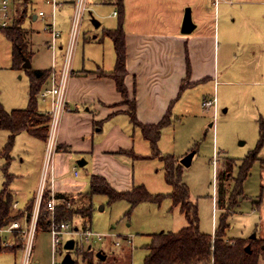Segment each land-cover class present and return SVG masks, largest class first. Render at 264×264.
<instances>
[{"label": "rangeland", "instance_id": "374dc122", "mask_svg": "<svg viewBox=\"0 0 264 264\" xmlns=\"http://www.w3.org/2000/svg\"><path fill=\"white\" fill-rule=\"evenodd\" d=\"M35 1L30 14H36L38 6H42L46 13L50 11L45 0L44 4L42 0ZM232 2V5L221 3L218 8L219 14L213 0H146L139 10L133 6L139 4L137 0H127L128 9H126V4L124 8L125 14L128 10L132 13H138L135 9L140 12L146 11V19L143 16L141 20L135 18L134 23L139 21L148 25L147 22H150L149 24L153 25L156 22H161L166 27H170L171 24L175 25L180 21L179 15L186 6H189L191 7L192 20L202 19L199 20L198 31L195 32L211 34L215 28L216 34L219 35L214 49L212 46L210 49L207 44L203 49L199 47V51L204 54V57L199 51L194 54L191 77L195 76H193V71L194 74L204 71V76L207 77L203 82L192 84L181 92L175 106L172 107L171 123L161 129L157 148L161 154L172 155L179 161L188 153L192 154L190 164L182 165L181 171L182 181L189 189V199L198 207L199 228L202 232L210 233L213 222L217 228L221 214L226 211L228 225L225 229V237L231 239L251 237L260 232L262 225L264 228V205L259 211L255 208V204L260 201V198H262L261 204H264L260 167V164L263 163L261 159H264V143L259 151L260 159L252 164L247 177L243 180L240 195L230 199L232 207L228 202V197L233 187L236 186L235 180L236 177L238 178L242 158L257 145L258 118H264V0H232ZM28 3L29 0L25 2L17 0L15 5L19 9L18 11L23 8L27 10ZM101 8L108 11L112 7L108 5ZM197 10L203 12L197 15ZM111 15L112 11L106 21L112 22L117 19V16L115 18ZM92 17L99 21L94 9L88 8L84 11L78 39L83 34L91 36L94 31L100 30H96L92 24ZM48 19L49 17L45 20L39 17L37 22L33 23L31 16H28L22 24L27 28L26 30L32 26L40 31L38 35L40 38L42 33H45L44 25ZM46 34L48 36V33ZM57 42L59 44V39ZM77 44L78 40L76 47ZM193 49V47H189L188 52ZM185 55L187 56V50ZM196 55L199 58H195ZM37 56L40 61L46 62L45 64H47V60H49V64L50 61L52 62L49 52L41 51L39 55H35L33 62L36 61ZM62 58L63 51H61L60 60ZM12 64L11 43L0 29V102L9 109L11 107L8 106L18 102V97H24L22 104L25 106L29 89V79L25 69L23 67L13 68ZM33 65L35 66L34 63ZM213 68L216 69L215 73ZM187 78L189 79V77ZM212 98H215V110L213 106L209 108L203 106L204 100ZM128 100L131 99H125V102ZM37 103L40 105L39 100ZM121 103L125 104L123 101ZM125 105L127 109L128 106ZM8 134L7 130L0 128V149L5 144ZM26 137H28L26 132L18 134L15 138V145L9 152V164L11 165L9 172L13 171L17 174L23 172L21 178L13 177L10 181L9 187L13 190H16L17 185L29 189L34 178L31 172L34 163L26 159L28 154L30 155ZM144 139L135 143L134 151L137 154L149 156L145 159L133 160L131 178L134 184L143 183L151 193H162L165 196L159 203L139 202L127 214L130 204L126 200L109 202L106 195H93L90 215L77 218V220L72 219L70 222L79 228H87L107 236L102 240L92 242L90 246L92 250L87 253L86 251L89 249L82 248L75 252L63 249L61 255L56 254L57 261H65L70 257L73 258L74 264H86V258L92 259L93 263L99 262L98 264H121L120 260L129 256V264H144L145 245L151 241V234L168 230L176 231L187 224L179 207L173 205L171 198L166 195L171 191V186L164 180L163 162L157 157L151 156L149 142ZM5 161L6 158L0 153V190L6 181L3 171ZM220 187L225 189L224 202L226 205H224V209L219 208L216 204ZM13 203L12 200L9 215L13 221L19 220L23 224L24 218L33 211L34 199L23 210H18ZM42 203L43 200H41L38 215L41 209L47 210L49 218L48 208L46 204L41 207ZM86 203L87 199L83 205ZM71 207L73 208V206ZM14 209L16 214L13 213ZM10 234L9 232L1 234L0 245L1 237L5 238ZM108 234H112L114 237ZM130 234L133 236L132 245H126L122 238ZM51 238V233L47 229L40 227L36 230L30 264H51ZM115 239L120 240V246L113 244ZM11 240L13 241L11 248L2 246V248L8 249L1 250L0 264L22 263L23 252L21 249L25 240L19 236L17 231L13 232ZM66 240L68 238L63 237L64 243ZM61 249L60 246L59 250L61 251ZM99 250L106 255L101 262L95 257V252ZM124 264H126L125 261Z\"/></svg>", "mask_w": 264, "mask_h": 264}, {"label": "crops", "instance_id": "0c3cea01", "mask_svg": "<svg viewBox=\"0 0 264 264\" xmlns=\"http://www.w3.org/2000/svg\"><path fill=\"white\" fill-rule=\"evenodd\" d=\"M56 1L58 6L55 9L56 18L54 17V23L61 31L59 43L63 44V40L65 42V38H67L66 32L70 26L69 23L75 0ZM137 1L139 4L133 6L139 10L143 5L142 3L146 0ZM16 2L11 0L13 19ZM42 2L44 4V0ZM122 2L124 8L126 4V9H128L127 0H122ZM35 3V0L29 1L26 16V18L31 16L33 23L39 19L37 13L30 14ZM116 3L117 0H86L87 9H94L97 13L100 23L96 27V30H100L94 31L91 36L83 34L78 39L72 62V74L68 78L65 96L70 110L62 112L56 130L57 150L53 155L54 189L55 193L59 197L61 196L60 198L67 197L73 208L84 204L92 174L104 176L110 184L120 190L128 189L133 185H137L134 184L131 178V163L136 159H145L132 158L128 154L119 152L120 150L129 151L131 149L134 151L135 143L140 142L144 137L141 130L131 123L129 115L126 113V105L121 103L122 97L116 90L114 80L107 75L101 74L105 71H112L115 65L116 53L114 45L112 40L104 35V30L115 28L117 25V19L112 20V22L106 21L110 17L109 13L117 10ZM213 3L217 11L221 3L233 4L232 0H220L217 3L213 1ZM108 5L112 7L111 10L105 11L101 8ZM38 8V11L44 9L42 6H38ZM138 10L135 9L138 13H132L129 10L126 11V14L124 12L125 17L122 22L126 46L125 65L127 73L125 84L128 98L135 99L138 120L142 123H155L164 115L170 101L176 97L180 84L187 75L186 57L189 61V79H185L188 83L186 88L192 86V84L203 82L206 79L207 76H204V71L197 74H194L193 71V76H195L194 78L191 77L194 67L193 56L196 52L198 53L199 47L203 49L205 44L210 49L211 46L214 49V44L219 35L218 33L216 34L215 28L211 34L195 32L198 29L199 20H202L200 18L196 21L193 20L196 26L190 33H181L180 26L183 12L179 15L180 21L175 25L171 24L170 27H166L161 22H156L153 25H150V22H147L148 25L139 21L134 23L135 18L141 20L143 16L146 19V11L140 12ZM196 12L199 15L203 11L197 10ZM116 16L114 17L116 18ZM103 23L109 24L104 25ZM26 29V27H23L27 51L29 53L28 60L30 65L28 67L31 69L50 70L52 62L50 61L49 64V60L45 64L46 62L40 61L37 56L36 61L33 62L35 55H39L41 51L43 53L49 52L50 60L52 59V53L47 44L49 34L47 36V32H43L41 37L38 38L40 31L34 27L32 28V26L29 30ZM189 47H193L194 49L188 52ZM186 50L187 56L185 55ZM61 51V48H59L55 52L56 66L61 63ZM199 53L204 57L201 51ZM195 58H199V56L196 55ZM213 71L215 73L216 69L213 68ZM46 84L47 79L42 86ZM28 90L26 105L28 104ZM17 100L18 102L8 106L11 107L10 109L2 105L7 111L14 108L26 107V105L22 104L24 97H18ZM37 100L40 101V105L37 103L38 111L47 114L49 102L42 100L38 94ZM173 106H175V103ZM22 132H26L28 136L25 139L28 141L27 146L30 150V155L28 154L26 159L34 163L31 172L35 179L33 178L29 189H26L25 186L19 187L18 185L16 186V190L9 187L13 194V201L17 202L16 208L18 210L26 208L34 199L37 183H39L45 148L44 140L31 135L25 130L18 132L15 138L18 134H22ZM13 145H15V139ZM78 160H84V164H78ZM261 162H263L260 164L261 188L264 190V159ZM75 166H78V169L81 167L76 176L72 173V169ZM9 167H11L10 164L8 172ZM9 173L12 175V178H21L23 175V172L17 174L10 171ZM261 200L262 198L255 204L257 211L264 205L261 204ZM18 205H21V207H18ZM13 213L16 214V210ZM77 218L83 217L80 215L74 217L76 220ZM215 227L216 224L213 222L211 234L214 233ZM253 236L264 238L263 225L260 232L257 235L253 234ZM130 245H132V242ZM258 264H264V248L260 252Z\"/></svg>", "mask_w": 264, "mask_h": 264}, {"label": "trees", "instance_id": "16d2710c", "mask_svg": "<svg viewBox=\"0 0 264 264\" xmlns=\"http://www.w3.org/2000/svg\"><path fill=\"white\" fill-rule=\"evenodd\" d=\"M25 2L26 0H21ZM30 1V0H29ZM17 4V2L15 3ZM117 25L115 28L105 29L104 35L108 36L114 45L116 53L115 65L112 71L103 72L114 80L116 90L122 97V101L127 104L126 113L129 115L131 123L141 130L142 136L149 142L151 148V156L157 157L163 162V173L165 182L171 186V191L166 195L169 196L173 205L178 206L181 213L184 214L187 224L177 229L176 231H162L151 234V241L145 245L146 254L144 256V264H258L260 252L264 248V238L247 237L233 238L225 237V229L227 228L226 215L227 212L221 214L219 224L215 228L214 233L202 232L199 228V216L197 204L189 199L188 186L182 181L181 163L177 158L169 154H161L157 148V141L160 137L161 129L171 123L172 107L177 98L183 92L188 83L180 84L178 93L172 99L160 120L155 123H142L136 116V102L132 98L125 102L128 98L127 88L125 84L126 76V46L125 34L122 29L124 18V5L122 0H117ZM17 6H14V19L12 25L5 28H0L5 37L12 45V61L13 68H22L24 58H29L27 51V42L24 36L22 23L26 17L27 10L18 11ZM187 75L184 80H187L189 75V61L186 57ZM28 75L29 90L28 104L24 108H14L7 111L0 102V128L9 132L7 140L0 150V153L6 158L3 166V171L6 176V181L0 190V227L9 223L13 218L9 215L10 206L13 200V194L10 191L9 184L12 175L8 172L9 152L14 144L15 135L25 130L31 135L46 140L48 134L49 116L38 111L37 94L42 87V84L48 77L49 70L31 69L23 67ZM259 138L254 149L242 158L239 165L238 178L236 177L235 185L231 191L228 202L232 207L230 199L240 195L243 180L247 177L252 164L259 160L258 157L261 146L264 143V118H258ZM120 153L128 154L132 158H148L149 155H140L132 149L129 151L120 150ZM262 160V159H261ZM230 168V167H229ZM229 191V190H228ZM230 192V191H229ZM95 194L106 195L109 202L117 200H126L130 204L131 209L139 202L150 201L159 203L165 196L162 193H151L143 184L133 185L128 189H116L113 187L104 176L100 174H92L89 180V191L87 192V203L80 207H66L64 202H59L55 208L56 221H72L75 216H89L92 208L91 199ZM58 196V194H56ZM225 189L219 188L216 204L219 208L224 209ZM59 197V196H58ZM61 197V196H60ZM47 193L43 194V203L45 205ZM65 198V197H64ZM67 199V197L65 198ZM50 220L47 210H40L36 222V230L44 228L48 230ZM35 230V231H36ZM19 248V247H18ZM2 248L0 245V252ZM92 249L86 251L89 252ZM102 252V251H101ZM129 253V251H128ZM85 256V254H84ZM95 257L101 262L102 259ZM122 257V256H121ZM92 258V257H91ZM123 258V257H122ZM86 258V264L93 263V260ZM129 264L130 258L124 257L120 260L121 264ZM71 264H74L72 260Z\"/></svg>", "mask_w": 264, "mask_h": 264}, {"label": "built area", "instance_id": "2783aa9c", "mask_svg": "<svg viewBox=\"0 0 264 264\" xmlns=\"http://www.w3.org/2000/svg\"><path fill=\"white\" fill-rule=\"evenodd\" d=\"M217 3L220 0H213ZM45 3L49 5L50 12L47 14L43 10L37 12V16L42 19L49 17V21L45 23V32L49 34L48 48L52 53V65L49 70L47 77V84L42 86L38 92V96L42 100H47L49 102V108L47 110V115L49 116L48 124V134L45 140V148L43 154V160L40 170V177L38 187L34 197V208L32 213H30L29 218L25 217L23 224L19 220L10 221L4 226L0 227V236L3 232L11 233L8 237H1V247H12L13 232L17 231L19 236L24 238V245L22 247V263L30 264L31 261V250L33 238L36 230V222L38 218V211L41 200H43V194L47 193V198L45 200L46 207L49 211V227L48 231L51 233V246H52V256L51 264H63L62 260H56V254H60L64 248L63 237L73 240L72 249H65L66 251L75 252L79 249H90L92 242L95 240H102L103 235L99 232L92 231L87 228H79L77 225L72 224L70 221H56L55 220V208L59 202H64L66 207H71L72 204L68 199L60 198L56 195L54 189L55 173L53 165V155L57 150L56 144V130L59 123L60 116L64 110L69 111L70 107L66 103V89L68 78L72 74V59L76 47V43L80 33L81 18L84 11L87 10L86 0H75L73 13L70 19V26L67 33V38L63 44H58V39L61 36V31L55 26L54 17L55 9L58 6L56 0H45ZM112 15L116 16L117 11L113 10ZM13 23V15L11 9V0H0V28L9 27ZM61 48L63 51V58L60 65L55 64V52L57 49ZM203 106L209 108L213 106L215 110V98L204 100ZM72 173L76 176L78 175L77 166L72 169ZM17 206V202L13 203ZM113 236L112 234H108ZM126 245L131 244L132 236L127 235L122 238ZM67 241V240H66ZM65 241V242H66ZM113 244L120 246V240L115 239ZM61 246V251L59 247Z\"/></svg>", "mask_w": 264, "mask_h": 264}, {"label": "water", "instance_id": "95a60500", "mask_svg": "<svg viewBox=\"0 0 264 264\" xmlns=\"http://www.w3.org/2000/svg\"><path fill=\"white\" fill-rule=\"evenodd\" d=\"M92 24L97 27L99 25V21L95 18L92 17L91 19ZM195 23L192 20V15H191V7L186 6L184 8L183 11V16H182V20H181V26H180V32L183 34H187L190 33L194 28H195ZM30 65V62L28 60V58H24V63L22 64L23 67H28ZM192 154L188 153L187 155H185L182 159H180V163L181 165H188L190 164V158H191ZM78 164L82 165L84 164V160H78L77 161ZM253 237V235L251 236ZM73 247V240L69 239L65 242L64 244V248L65 249H72ZM96 256L100 259H105L106 255L104 253H102L100 250L96 252ZM72 258H66L65 261H62L63 264H71L72 262Z\"/></svg>", "mask_w": 264, "mask_h": 264}]
</instances>
